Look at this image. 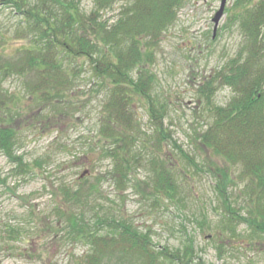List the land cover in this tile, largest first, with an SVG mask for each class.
Returning a JSON list of instances; mask_svg holds the SVG:
<instances>
[{
    "label": "rangeland",
    "instance_id": "374dc122",
    "mask_svg": "<svg viewBox=\"0 0 264 264\" xmlns=\"http://www.w3.org/2000/svg\"><path fill=\"white\" fill-rule=\"evenodd\" d=\"M20 1L25 5L20 10L0 4V59L16 64L25 51L43 48L23 15L41 0ZM54 1L49 0L48 8ZM57 1L73 5L81 16L95 9L93 0ZM236 2L226 0L214 32L212 20L221 0H182L174 22L156 37L141 41L143 59L131 77L134 81L139 74L153 77L151 101L131 94L128 109L135 119L119 126L109 122L114 135L125 138L116 143L117 157L129 162L125 180L107 155L115 147L114 135H103L108 124L103 106L112 85L90 76L87 59L65 60L71 80L59 99L52 91L46 102L40 93L33 95L31 85L37 80L31 77L10 73L0 80L15 117L16 155L29 166L27 174L15 176L12 165L0 156V264H83L88 248L76 234L98 230L97 222L105 217L124 220L150 235L157 250L185 257L174 264H264V235L232 221L216 192L222 177L228 176L227 206L241 217L248 214L252 205L243 193L240 167L199 141L212 121L211 109L225 107L232 96L229 88L215 83L207 104L208 93L199 89L241 50ZM125 6L122 1L114 3L98 14L99 20L108 28L114 26ZM103 50L109 54L110 49ZM154 115L163 125L165 141L157 136ZM133 122L138 130L134 135ZM158 168L170 176L171 190L155 191ZM70 216L78 222L74 229L68 226Z\"/></svg>",
    "mask_w": 264,
    "mask_h": 264
},
{
    "label": "trees",
    "instance_id": "16d2710c",
    "mask_svg": "<svg viewBox=\"0 0 264 264\" xmlns=\"http://www.w3.org/2000/svg\"><path fill=\"white\" fill-rule=\"evenodd\" d=\"M1 1L19 10L25 6L20 0H0V4ZM118 1L126 6L121 9L114 26L108 28L101 23L98 14ZM54 2L53 8H48L49 0H41L32 9L23 11L29 31L42 41L43 48L25 51V59L19 64L0 59V80L10 73L31 77L37 80L31 85L33 95L40 93V98L46 102L52 99L49 96L52 91L54 98L59 99L63 98L71 80L63 67L65 60L87 59L91 66L90 76L97 82L108 81L112 85L103 106L108 123L103 126V135L111 138L114 129L109 127V122L119 126L135 119L128 109L131 94L151 101L149 91L153 77L139 74L135 81L131 77V72L143 59L139 45L143 39L156 37L174 22L175 9L182 0H93L94 11L82 16L73 5ZM235 5L239 9L235 22L243 40L241 50L204 89H199L201 94L208 93L207 104L211 103L215 83L229 88L232 96L225 107L211 109L212 121L199 136V141L232 166L240 167V180L245 183L243 193L252 205L248 214L241 217L227 206L224 187L228 176L222 177L216 192L223 198L224 210L232 221L246 225L255 235H264V0H237ZM103 48L110 49L109 54ZM74 72L72 70L71 74ZM10 101L0 89V156L12 165L11 172L15 176H23L29 172V166L23 157L16 155L17 138L12 126L15 117L9 110ZM153 103L154 100L151 105ZM152 118L158 138L167 140L160 119L155 115ZM131 129L132 134H136L135 122ZM113 138L115 147L107 155L117 164L115 168L121 180H125L129 162L117 157L120 144H116L125 138L123 134ZM170 143L176 147L175 143ZM180 154L196 166L186 154L181 151ZM155 175V191L160 187L172 189L171 178L162 168H158ZM61 192L64 196L68 194L65 188ZM67 221L72 229L78 223L72 216ZM97 226L98 230L88 229L76 234L88 248L83 264H174L185 259L169 250H157L150 235L139 232L124 220L105 217Z\"/></svg>",
    "mask_w": 264,
    "mask_h": 264
},
{
    "label": "water",
    "instance_id": "95a60500",
    "mask_svg": "<svg viewBox=\"0 0 264 264\" xmlns=\"http://www.w3.org/2000/svg\"><path fill=\"white\" fill-rule=\"evenodd\" d=\"M225 3H226V0H221L220 8H219L218 12L216 13V15L214 16V18L212 20V22L214 24V29H213L214 32H215V30L217 28V25H218L221 17L224 14Z\"/></svg>",
    "mask_w": 264,
    "mask_h": 264
}]
</instances>
